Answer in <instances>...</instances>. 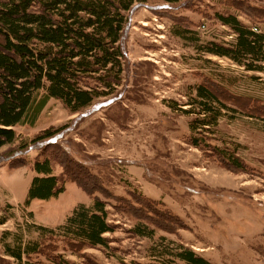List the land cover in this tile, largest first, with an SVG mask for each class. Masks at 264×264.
Here are the masks:
<instances>
[{
  "label": "rangeland",
  "instance_id": "rangeland-1",
  "mask_svg": "<svg viewBox=\"0 0 264 264\" xmlns=\"http://www.w3.org/2000/svg\"><path fill=\"white\" fill-rule=\"evenodd\" d=\"M127 15L121 84L75 113L50 98L35 124L16 125L18 139L0 148V264H25L6 245L36 240L75 264H180L174 258L184 248L209 264H264V71L204 51L235 41L219 15L264 33V0H147ZM199 84L219 98L209 111L196 95ZM46 129L50 136L31 141ZM22 142L28 146L19 148ZM44 157L65 190L26 207L33 161ZM70 158L95 176L87 183H99V191L90 195L71 180L63 170ZM93 195L115 226L104 234L108 246L73 253L61 236L35 229L64 223ZM123 200L166 227L127 212ZM29 258L51 264L43 255Z\"/></svg>",
  "mask_w": 264,
  "mask_h": 264
},
{
  "label": "trees",
  "instance_id": "trees-1",
  "mask_svg": "<svg viewBox=\"0 0 264 264\" xmlns=\"http://www.w3.org/2000/svg\"><path fill=\"white\" fill-rule=\"evenodd\" d=\"M146 1L0 0V148L18 139L16 125H34L50 98L60 100L75 113L91 105L96 98L112 93L121 84L127 56L122 42L129 21L127 12ZM219 18L234 30L235 41L231 45L211 42L204 51L228 57L247 70L264 71V33L241 24L233 15H219ZM178 32L182 34L183 31ZM196 95L201 98L205 111L219 101L214 91L204 84L197 86ZM51 134L52 131L46 129L31 141ZM190 143L196 147L200 145L194 137ZM27 146V142H22L19 148ZM232 158V166L239 170L238 159ZM67 162L63 170L86 193L91 195L100 190L99 183L91 186L87 183L95 177L87 169L72 158ZM68 165L78 166L82 172L71 170L68 173ZM32 169L36 174L31 178L23 201L26 207L33 199L56 198L65 190L63 177L54 173L49 157L35 159ZM123 201L129 205L127 212L140 213V220L154 221L159 228L166 227L162 221L143 213L142 208ZM143 203L147 209L151 208L148 199L144 198ZM105 205L93 195L89 205L76 204L64 223L55 227L36 225L35 229L46 231L50 237L61 236L73 253L83 247L108 246L109 239L104 234L112 232L115 226L107 219ZM163 215L169 216L166 212ZM135 233L142 234V231L136 229ZM50 247L55 246H45L46 250ZM45 248L37 240L27 241L15 247L6 245V254L19 263H23L25 256V264H46L30 260L32 254L45 256L51 264H75L60 254L45 253ZM174 259L180 264H209L190 248L177 252Z\"/></svg>",
  "mask_w": 264,
  "mask_h": 264
},
{
  "label": "crops",
  "instance_id": "crops-1",
  "mask_svg": "<svg viewBox=\"0 0 264 264\" xmlns=\"http://www.w3.org/2000/svg\"><path fill=\"white\" fill-rule=\"evenodd\" d=\"M35 174H36V173H35ZM35 174H34V175H35ZM34 175H33V176H34ZM33 176H32V177H33ZM32 177H31V178H32ZM31 178H30V181H31ZM30 181H29V183H30ZM29 183H28V186H29ZM27 189H28V187H27ZM50 199H51V198H50ZM33 200H35V199H33ZM33 200H32V201H33ZM78 203H83V202H78ZM84 204H86V203H84Z\"/></svg>",
  "mask_w": 264,
  "mask_h": 264
}]
</instances>
